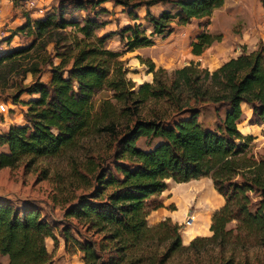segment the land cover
<instances>
[{
	"label": "trees",
	"instance_id": "1",
	"mask_svg": "<svg viewBox=\"0 0 264 264\" xmlns=\"http://www.w3.org/2000/svg\"><path fill=\"white\" fill-rule=\"evenodd\" d=\"M105 2L123 6L128 15L146 7L150 34L142 35L140 24L123 28L119 33H131L126 51L153 45L152 36L172 32L173 23L185 25L210 16L224 4V0H59L57 8L42 18L26 13L25 22L7 41L22 33L31 39L29 44L0 52L1 65L27 57L36 48L28 68L32 82L20 84L11 97L14 104L26 107L25 122L0 132V147H7L0 151V169L13 168L26 158L58 156L76 148L83 138L106 134L112 138L110 157L98 170L95 166L94 184L65 211L99 239L79 240L71 225L60 229L65 246L80 250L84 264H121L125 256L135 254L136 262H141L151 242L166 243L152 264H164L177 251L189 253L190 264H235L237 250L247 264L248 250L264 247V155L254 156L249 145L253 137L238 124L245 103L254 122H264L263 43L252 51L242 47L239 55L212 71L191 60L169 72L137 56L151 74L150 81L137 85L128 77L122 52L105 46L110 35H92L105 25L98 19L107 12L101 7ZM159 2L168 7L153 15L149 6ZM75 11L86 13L76 18ZM221 40V33L202 30L190 43L191 53L200 55ZM47 66L50 77L45 82L41 73ZM99 92L106 94L94 111L93 98ZM23 93L36 96L20 100ZM206 105L215 113L214 129L198 122ZM143 137L158 141L142 149L137 142ZM42 173L47 178V171ZM201 178H209L224 198L211 218L210 236H197L184 246L179 225L169 218L148 225L149 213L162 206L159 196L167 180ZM47 237L57 244L50 222L32 203L19 205L0 196V255L7 256L6 264H53Z\"/></svg>",
	"mask_w": 264,
	"mask_h": 264
},
{
	"label": "rangeland",
	"instance_id": "2",
	"mask_svg": "<svg viewBox=\"0 0 264 264\" xmlns=\"http://www.w3.org/2000/svg\"><path fill=\"white\" fill-rule=\"evenodd\" d=\"M30 1L33 0H0V14L3 17L4 30L8 36H10L18 26L25 22L24 15L26 13H28L32 19L42 18L53 9H56L59 4V0H34L33 3H30ZM236 1L237 0H226L223 7H219V9L223 11H217L216 13L220 14V12L228 11V9L237 6L238 2ZM241 1L244 2L245 5H250L255 9V6H263L264 0ZM101 7L106 8L107 12L101 13L98 19L104 21L105 25L95 29L92 35L94 37L105 34L110 35L105 41V46L122 52L121 58L125 61L128 77L135 81L137 85L144 81H150L151 74L147 73L146 65L139 62L137 58L138 53L133 52L134 50L126 51V42L131 37V33H119L123 31V28L126 26L140 24V30L144 31L142 35H149L150 28H148V23L145 20L146 7H138L133 15H128L127 9L123 8V6L113 5L111 2H105ZM167 7L168 4L166 2H159L150 5L149 10L153 15H158L162 9ZM85 13V11H75L74 15L76 18H81ZM240 16L242 18V15ZM241 18L234 21V32H241L244 25V19ZM225 21L227 22L228 19H225ZM197 22L198 19H193L190 21L189 26L185 24V27L188 28L186 33V28L173 23L171 25L173 26L172 32L152 36L154 41L153 45L155 46L150 45L137 48H144L141 52L144 55H152L154 64H158V67H161V64H165V69L171 72L176 68L190 63L191 51L188 45H190L191 42L189 39L193 36L194 32L198 30L197 28H200V32L202 30H207V23L205 20L199 24H197ZM30 40L31 39L25 37L24 34L18 33L11 39V44L7 46L3 45L0 52L27 46ZM240 47L242 51V47L245 46ZM46 48L48 52L51 51L52 43H48ZM35 51L36 48H33L29 51L27 57H19L17 61H7L0 65V104H4L6 107V111H0V132L5 131L10 125L24 124L25 122L23 114L26 107L21 103L14 104L11 97L17 92L20 84L27 86L32 82L33 77L28 71V68L30 67L32 58L36 54ZM145 59L149 58L146 57ZM213 59L214 58L211 56L207 59H203L200 61L201 66L208 68L209 71L214 70L215 63L218 62V60L213 61ZM49 77L50 70L47 66L41 73V80L46 82ZM105 94L104 92H99L94 96V111L98 110L99 102L103 99ZM27 97L28 95L23 93L20 96V100H25ZM242 110L243 116L238 127L244 134L252 135L253 139L249 145L251 146V151L254 156H262L264 155V122H254L250 105L246 103L242 104ZM223 114L224 111H220V115L223 116ZM198 122L204 128H215L216 118L211 105H206L202 108L198 116ZM111 141L112 138L106 134L91 135L81 139L76 148L58 156L36 157L34 159L26 158L13 168L5 167L0 169V196L10 198L19 205L23 202L32 203L33 206L40 211L41 215L50 222L57 239V244H54V239L51 237H47L45 243L53 264H84L82 252L80 250L72 245L65 246L64 240L60 236V229L62 226L71 225L73 235L79 240L92 239L98 241L99 239L97 234L87 230L77 219L65 216V211L71 203L76 201L80 194L88 192L91 185L94 184L92 171L95 166H97L98 170L102 161L110 157L108 145ZM157 141L158 139L148 140L143 137L139 139L137 145L142 149H148L150 146H154ZM1 150L0 147V151ZM108 161H110V159H108ZM89 162H91V166L88 165ZM76 168L81 174L77 173L78 176L75 177L73 172ZM43 170L47 171V178H43ZM86 178H88L87 182L85 181ZM167 183V188L159 196V201L162 206L158 208H165L173 214V218L166 216L163 220L169 218L171 221H174H172V223L179 225L182 245L187 246L190 241L197 236H210L211 234L196 235L187 243L184 242V238L189 233L192 231H203L206 225L208 231L211 233V218L215 211L221 206L213 212H209V216H207L206 210L208 207H213V209H215L217 198L218 196L221 197V194L214 189L209 180L203 178L183 183L167 180ZM197 191H199L200 197L198 201H196L195 196H193L197 194H188ZM207 198L209 199L208 201H206ZM165 201L167 205H165ZM190 209L196 216L192 227L184 225L185 217ZM151 217L148 219L147 216L149 222L153 220ZM165 244L166 243L163 242H151L144 253L145 259L143 261L136 262L139 256L138 254L132 256L127 255L124 257L121 264H152L151 261L153 257L156 259L157 255L164 253ZM107 252L106 250L102 253L103 258H106ZM236 256L237 261L235 264H243V253L237 250ZM7 260V256L0 255V264H6ZM246 263L264 264V247L255 246L250 248L248 250ZM164 264H190L189 253L177 251L168 258Z\"/></svg>",
	"mask_w": 264,
	"mask_h": 264
},
{
	"label": "crops",
	"instance_id": "3",
	"mask_svg": "<svg viewBox=\"0 0 264 264\" xmlns=\"http://www.w3.org/2000/svg\"><path fill=\"white\" fill-rule=\"evenodd\" d=\"M225 2L226 0H224V4ZM236 2H238L237 6L228 9V11L220 12V14L219 13L217 14L216 12L223 11V10H220L218 8V9H215L210 16H205L201 18H193V19H198L197 24L205 20V22L207 23L206 29L211 33H221L223 35V38L221 41L211 44L200 55H194L191 53L190 61L191 60L202 61L203 59H207L209 56H211L214 58L213 61L218 60V62L215 63L216 64L214 67L215 69L218 66H220L222 63L227 61L228 59L239 55L241 53L240 46H245L248 51H252L258 48L260 42L264 44V6L258 5V6H255V9H254L250 5L249 6L245 5V3L242 2L241 0H237ZM221 7H223V5ZM240 15H242V18ZM240 18L244 19V25L241 29V32H234L233 30L234 21ZM225 19H228V21L226 22ZM186 25L189 26L190 24L188 23ZM180 26L186 28L185 25H180ZM187 29L188 28L185 29V33L187 32ZM197 29L198 30L194 32L193 36L189 39L190 42L200 33V28H197ZM152 46H155V45H152ZM188 46H189L188 48H190V51H191V46L190 45ZM143 49L144 48H136L134 49L133 52H137L138 53L137 56H140L144 59L148 57L149 59L153 61L152 55H144L141 52ZM163 54H166V53H163ZM155 65L158 67V64H155ZM161 65H162L161 67H164V68L166 67L164 66L165 64H161ZM35 96L36 95H32V96L28 95L26 100L29 98L35 97ZM1 149H2L1 151H6L7 147L1 146ZM203 179L209 180V182L212 185V182L209 178H203ZM198 192L199 191L195 193H188V194L189 195L197 194L193 196H195L196 201H198L200 198ZM222 197H223L222 195L221 197L218 196L217 205H215L216 207H214L215 209H213V207H208V209L206 210L207 216L210 215L209 212H213L214 210L218 209L220 206L223 205L224 200ZM208 200L209 199L207 198L206 201ZM164 203L165 205H167L166 201ZM151 216H154V217H151ZM166 216H169L171 218L174 217L173 214L170 211L166 210L165 208H158L156 210H152L150 214L148 215V219L149 217H151L153 218V220L151 219L152 220L151 222L147 220L148 225L150 226L154 225L160 222L161 220H163ZM192 226H193V223L189 225V227H192ZM209 234L211 233L208 231V228L206 225L203 231H200V232L192 231L191 233H189L184 238V242L187 243L192 237L196 235H209Z\"/></svg>",
	"mask_w": 264,
	"mask_h": 264
},
{
	"label": "built area",
	"instance_id": "4",
	"mask_svg": "<svg viewBox=\"0 0 264 264\" xmlns=\"http://www.w3.org/2000/svg\"><path fill=\"white\" fill-rule=\"evenodd\" d=\"M30 3H33V1H30ZM9 36L6 34L5 30H4V20L2 15L0 14V49L4 46H7L9 44H11V40L7 41V38ZM0 111L4 112L6 111V107L4 104H0ZM196 219V216L192 213V210H190L184 220V225L185 226H189L191 225Z\"/></svg>",
	"mask_w": 264,
	"mask_h": 264
}]
</instances>
